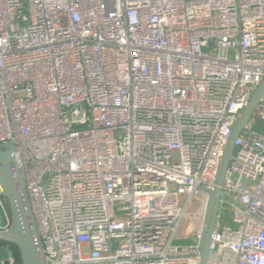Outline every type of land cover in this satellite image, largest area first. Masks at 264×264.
Here are the masks:
<instances>
[{
  "label": "built area",
  "instance_id": "built-area-1",
  "mask_svg": "<svg viewBox=\"0 0 264 264\" xmlns=\"http://www.w3.org/2000/svg\"><path fill=\"white\" fill-rule=\"evenodd\" d=\"M263 78L264 0H0V144L45 264H199L200 188ZM258 123L264 97L234 141L207 264H264Z\"/></svg>",
  "mask_w": 264,
  "mask_h": 264
},
{
  "label": "water",
  "instance_id": "water-1",
  "mask_svg": "<svg viewBox=\"0 0 264 264\" xmlns=\"http://www.w3.org/2000/svg\"><path fill=\"white\" fill-rule=\"evenodd\" d=\"M263 97L264 78L250 97L232 130L222 155L214 189L205 191L200 188L207 195V200L197 244L200 251L199 264L208 263L211 236L218 216L221 187L226 171L234 160V141ZM14 153L13 146L0 144V189L10 211L9 228L6 231H0V264H10V246L17 249L20 264H45L37 227L25 194L23 172L15 163Z\"/></svg>",
  "mask_w": 264,
  "mask_h": 264
},
{
  "label": "rangeland",
  "instance_id": "rangeland-1",
  "mask_svg": "<svg viewBox=\"0 0 264 264\" xmlns=\"http://www.w3.org/2000/svg\"><path fill=\"white\" fill-rule=\"evenodd\" d=\"M250 124V121L249 123ZM261 132H264V123H258L257 126H256ZM221 210L219 209V212ZM222 224L224 225H231V222H230V219H229V215L228 213H224V218L222 219ZM191 224V221H190V218L188 216H186V218L184 219L183 221V224H182V227L180 229V233H182V230L185 229V226L187 225H190ZM195 228V230L197 231L199 229V224H192ZM178 244H188L189 242L188 241H182V242H177Z\"/></svg>",
  "mask_w": 264,
  "mask_h": 264
},
{
  "label": "trees",
  "instance_id": "trees-1",
  "mask_svg": "<svg viewBox=\"0 0 264 264\" xmlns=\"http://www.w3.org/2000/svg\"><path fill=\"white\" fill-rule=\"evenodd\" d=\"M10 252H11V257L14 259L15 264H20V259L18 255V251L15 247L10 246Z\"/></svg>",
  "mask_w": 264,
  "mask_h": 264
}]
</instances>
